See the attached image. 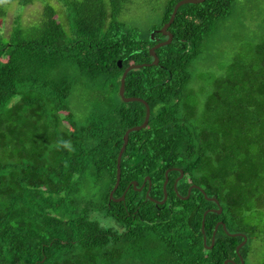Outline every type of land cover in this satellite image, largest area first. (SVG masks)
I'll return each mask as SVG.
<instances>
[{
    "label": "trees",
    "instance_id": "trees-1",
    "mask_svg": "<svg viewBox=\"0 0 264 264\" xmlns=\"http://www.w3.org/2000/svg\"><path fill=\"white\" fill-rule=\"evenodd\" d=\"M45 2L33 24L19 19L0 33V264H224L252 262L264 246V28L241 42L219 68L196 71L217 32L234 14V0L185 3L156 48L160 65L126 76L125 94L151 107L147 127L132 131L117 178V157L129 127L146 105L125 102L121 77L130 64L151 62L150 38L122 18L160 0H0V18L13 3ZM179 0H166L167 22ZM66 15V24L61 14ZM122 60V66L118 64ZM114 93L92 105L82 121L70 109L73 79ZM116 94V95H115ZM119 99H118V98ZM200 185L215 201L193 188ZM168 198L164 197L166 170ZM150 176L147 197L134 189ZM111 217L106 226L98 218ZM218 221L223 224L212 235ZM228 264H234L229 262ZM256 264V263H254ZM261 264H264L262 262Z\"/></svg>",
    "mask_w": 264,
    "mask_h": 264
},
{
    "label": "rangeland",
    "instance_id": "rangeland-1",
    "mask_svg": "<svg viewBox=\"0 0 264 264\" xmlns=\"http://www.w3.org/2000/svg\"><path fill=\"white\" fill-rule=\"evenodd\" d=\"M47 2L57 10L61 12L65 11V7L61 2L56 0H47ZM165 2L166 0H160L157 8H153L152 5L132 7L129 11L124 12L122 18L140 27L141 38H150L153 31L162 27L160 23L163 20ZM234 3L236 6L234 14L228 18L227 24L217 32L215 40L210 43L211 48L208 52L204 53L201 59H198L195 63L194 69L196 71L202 72L213 68L218 69L220 62L232 58L235 48L241 42L255 39L263 30L264 0H234ZM44 4L45 2L43 1H36L29 5L10 4L6 17L0 18V33L7 35L18 19L24 25L33 24L40 16ZM60 14L63 24H66L65 13ZM71 77L73 79V87L69 98L70 109L74 114V118L78 121H82L86 117L92 105L94 106L99 102H103L106 97L113 96L114 94L107 89H104V91L92 90L83 81L76 80V73H73ZM118 95L120 96L119 92ZM98 218L106 226H110L116 222L113 218L103 217V215H99ZM251 252L253 264L264 262V246L260 247L254 241Z\"/></svg>",
    "mask_w": 264,
    "mask_h": 264
},
{
    "label": "water",
    "instance_id": "water-1",
    "mask_svg": "<svg viewBox=\"0 0 264 264\" xmlns=\"http://www.w3.org/2000/svg\"><path fill=\"white\" fill-rule=\"evenodd\" d=\"M203 1H204V0H179V1L176 3V5H175V7H174V9H173V12H172V14H171L170 19H169L167 22H165V23L162 25L161 28H159L158 30H155V31H153V32L151 33V37H150V39H151L152 41H157V43L154 44V45L150 48V50H149L150 54L153 56V60H152L151 62H146V63L130 64V65H128V66L125 68V70H124V72H123V74H122V77H121V84H120V88H119V93H120L121 98H122L125 102H130V101H135V100L143 102V103L146 105V115H145V119H144V121H143L141 124H138V125H134V126H132V127H129V128L126 130L125 134H124V141H123V143H122V146H121V148H120V151H119V154H118V157H117V178H116V183H115V185H114V187H113V190L110 192V199H112V200H114V201H121V200H124V199H125V194H126V192H124L123 195L120 196V197H115V196H114V191L117 189V187H118L119 184H120V180H121V162H122L123 153H124V151H125V149H126V147H127V144H128V142H129V135H130V133H131L132 131H137V130H140L141 128H145V127H147V125H148V123H149L150 116H151V107H150V104H149L145 99H143V98H141V97H138V96H127V95L125 94L126 76H127V74H128L132 69L140 68V67H142V66H144V65H151V64L160 65V62H159V56H158L157 53H156V48H159V47H161V46H163V45H167V44L171 43V41L173 40V34H172L171 31L168 30V28H169V26L172 24V22L174 21L175 16H176V14H177V11H178L179 7H180L181 5H183V4H185V3H199V2H203ZM156 31L161 32L163 35H168V38L165 39V40H160L161 38H160V37H157V36L155 35V32H156ZM118 64H119L120 66H122V60H121V59L118 61ZM177 169L180 171V175L177 177L176 182H175V189H176V191H177V193H178V189H177V181H178L179 179H181V178L184 176V171H183V169H181V168H177ZM169 171H170V169H167V170H166V177H165V180H164V183H163L164 197H163L162 199H155V198H153V197H150L149 191L147 192V197H150V198H151L152 200H154L157 204H163V203L167 200V198H168L167 183H168V181H169ZM146 178H149V179H150V176H147ZM133 182H134L135 185H137V184L139 183L137 180H135V181H133ZM193 187H196V188L200 189V190L204 193V195H205V197H206L207 199H209V200H211V201H215V202L217 203V205H218L217 208H214V207H213V208H208V209L204 212V218H203V220H202V230H203V232H205V216H206V214H207L208 212H210V211H215V212L221 213V212H222V206L220 205V201H219V199H218L216 196H209V195L207 194V192H206V191H205L200 185H197V184H193V185H191L190 188H189V190H188L187 195H185V196H182V195H181V197H182V198H188V197L190 196V193H191V190H192ZM150 188H151V186H150ZM150 188H149V189H150ZM139 189H141V188H139ZM178 194H179V193H178ZM220 223H222L224 229H226V224H225L224 222H218V223L216 224V226H215V229H214V232H213V235H212V241H211V244H210V245L207 244V236L204 235V243H205L206 247H208V248H212V247L214 246V244H215V236H216V232H217V229H218ZM228 233H229L230 235H232V236H238V235H242V236H244L243 241H241V242L237 245L236 250H237V252H238V254H239V256H240L241 264H246V263H245V260H244V258H243V256H242V254H241V252H240V249H241V247L247 242V235H246L245 233H242V232H232V233H231V232H228ZM229 262H233L234 264H238L235 260H232V259H230V258L226 259L225 262H224V264H228Z\"/></svg>",
    "mask_w": 264,
    "mask_h": 264
},
{
    "label": "flooded vegetation",
    "instance_id": "flooded-vegetation-1",
    "mask_svg": "<svg viewBox=\"0 0 264 264\" xmlns=\"http://www.w3.org/2000/svg\"><path fill=\"white\" fill-rule=\"evenodd\" d=\"M164 24V23H163ZM162 24V25H163ZM170 27V26H169ZM159 28H161V27H159ZM168 30L170 31V29L168 28ZM153 31V30H152ZM151 31V32H152ZM173 34V33H172ZM155 35L157 36V37H160L161 39L160 40H165V39H167L168 38V35H163L161 32H158V31H156L155 32ZM173 38H174V35H173ZM155 43L157 42V41H154ZM176 168H178V167H176ZM180 175V174H179ZM178 175V176H179ZM177 176V177H178ZM147 176H145V178H144V180L141 182V183H138L137 185H135L134 184V182L133 181H135V180H132V183L131 184H129L128 185V187H130V185H133V188L134 189H138L139 191H143L145 188H147V190H146V195H147V192L148 191H150L151 190V188H150V186L152 187V180H151V178L149 179V178H146ZM177 177L175 178V181H174V188H175V182H176V179H177ZM182 179V178H181ZM181 179H179L178 181H177V186H178V182H180V180ZM169 182V181H168ZM168 184V183H167ZM193 184H196V183H191L190 185H189V188H190V186L191 185H193ZM198 185V184H197ZM139 188H141V189H139ZM150 188V189H149ZM189 188H188V190H189ZM193 188H196V187H193ZM192 188V189H193ZM179 193V192H178ZM150 194V193H149ZM178 195H180L181 196V194L179 193ZM215 208V207H214ZM218 222H222V221H218ZM220 224H222V223H220ZM229 232V231H228ZM232 233V232H231Z\"/></svg>",
    "mask_w": 264,
    "mask_h": 264
}]
</instances>
